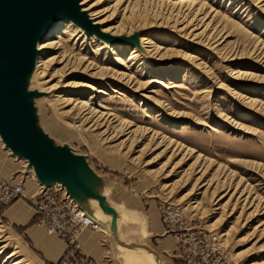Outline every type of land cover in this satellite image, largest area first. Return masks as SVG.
I'll return each mask as SVG.
<instances>
[{
  "label": "rangeland",
  "instance_id": "obj_1",
  "mask_svg": "<svg viewBox=\"0 0 264 264\" xmlns=\"http://www.w3.org/2000/svg\"><path fill=\"white\" fill-rule=\"evenodd\" d=\"M162 1L165 4L157 6L153 0H125L119 6L115 5L117 0H100L96 7L104 10L101 19L108 17L106 27L121 24L122 34L142 32L151 36V54L134 51V45L113 52L103 48L97 38L93 41L85 38L86 43L82 39L75 46L69 43L77 55L98 54L99 64L109 68L105 77L83 75L85 78L75 79L92 87H76L71 91L92 107L104 104L121 120L130 121L133 129L139 127L135 136L139 142L129 150L118 147L125 136L106 141L99 131L69 112L72 105L66 108L54 105L50 99L63 92L64 87H58L45 98L47 93L39 77L34 86L30 83L27 86L29 92L36 94L32 102L40 128L56 145L68 147L82 158L84 168L94 173L102 188H107L108 194L100 195L109 204L138 212L148 234L139 232V221L120 223L113 235L102 227L93 230L106 238L104 244L100 237L96 241L101 257L90 252L97 260L86 255L80 246L76 248L77 237L49 234L40 222L43 215L37 213L38 207L48 202L49 195L66 192L82 209L84 205L76 194L57 184L46 185L43 192L30 162L9 153L1 139L0 176L14 185L21 184L23 191L16 200L0 201V248L5 246L6 250L0 256V264H10L14 258H19L21 264H77L86 258L94 264H129V257L136 258L139 254L126 253L120 247L122 242L129 247L147 246L161 263L157 239L162 234L155 237L149 225L156 213L164 226V235L174 237L184 263L177 236L202 232L219 238L221 251L216 264H264V0H192L193 10L205 4V10L212 8L218 13L204 32L214 13L202 27L181 30L182 21L176 22L169 14L168 4L180 0ZM203 15L200 13L199 17ZM197 28L198 32L194 31ZM197 33L200 34L195 36ZM156 46L160 47L155 50ZM58 52L42 50L40 56L47 58ZM131 55L136 57L130 60ZM120 59L127 62L129 70L118 66L116 62ZM113 69L126 71L134 80L117 79L112 75ZM59 79L56 77L51 84ZM37 83L45 92L38 89ZM98 89L104 92L98 93ZM143 148L145 151L133 160ZM199 154L202 159L214 162L213 170L200 180L201 186L221 165L232 189L223 190L214 198L211 190L204 194L206 187L198 190L194 187L201 177L198 173L201 167L192 173L199 165L200 161H196ZM195 161L197 165L190 167ZM245 186L252 189V196L261 198L258 206L257 199L252 197L255 203L247 204L245 197L240 196ZM225 193L228 195L223 202L234 195L229 205L218 210L215 203ZM162 203L182 211L181 222L173 231H167L159 210ZM87 204L95 208L91 202ZM227 232L228 235L222 236ZM46 240L50 242L48 249L44 245ZM12 253L16 256L6 262L7 255Z\"/></svg>",
  "mask_w": 264,
  "mask_h": 264
},
{
  "label": "bare ground",
  "instance_id": "obj_2",
  "mask_svg": "<svg viewBox=\"0 0 264 264\" xmlns=\"http://www.w3.org/2000/svg\"><path fill=\"white\" fill-rule=\"evenodd\" d=\"M153 1H155L153 3L156 5L161 2L165 4V1L163 2L162 0H153ZM99 2L100 0L96 3H93V0H78L80 11L85 13L86 16L90 19V21L93 24L99 26V33L88 32L83 25L77 23L74 19L67 18V17H61L57 19L49 27V29L45 33H43V35L38 39L37 44H36L37 56L35 59V63H34L33 69L26 76L27 77L26 80L28 81V84L30 83L32 84V86H34V82L37 81L38 79L36 77H39L41 80V85L43 87L42 89L46 90V92L42 90L37 83L39 87L38 89L42 92L47 93V96L46 95L43 96L45 98L48 97L50 93H52V91H55V89H57L58 87L60 86L64 87L65 90L63 92L56 93L55 96L52 99H50L52 103L55 102L54 105L55 104L62 105L61 106L62 108H66L72 105L69 112L73 113L77 119L82 120L84 124H90V128H93L94 130L99 131L100 135H102L103 139L106 141H111V139L113 138L118 140L125 136V139L119 142L118 147L119 148L123 147V149L128 147V150H129L130 147H133V144L136 141H137L136 144L139 142L137 140L138 138L135 137L137 135L136 133L139 127H137L136 129H133L132 128L133 125L130 123V121L121 120V118L119 117L120 115L116 114L110 108H107L104 104H100L99 106L100 108L92 107V105H90L89 102L83 100L80 97H75L76 94H73V91H71V89H74L76 87H90V88L92 87V85L90 86V84L88 83L77 82L75 80L77 78H85V76L83 75H86V77L89 76L90 78H95V79H97V77H101V76L105 77L109 75V73L107 72L109 68L102 67L99 64L100 62H98L97 60L98 58L96 57L98 54H94V57H88L87 55L84 56L81 53L77 55L76 53L73 52L74 51L73 48H69L72 45V44L71 45L69 44L71 42H73V45L75 46L82 39L84 40L83 42L86 43L85 38L92 39V41L96 40L97 38L98 39L97 41L100 43V45L103 48L113 50V52L117 51L119 48L123 46L126 47L130 45H134L133 46L135 47L134 51L136 52L142 51V52H145V54H151L152 52L150 50V48L152 47L151 45L152 42L150 40L151 36L143 35L141 34L142 32H135L134 34H129V33L122 34L120 32L121 24L117 26L106 27L105 23L108 17L101 19L102 17L101 13H103L104 10H101V11L97 10L96 7L98 6L97 3ZM123 2H125V0H117L115 5L119 4L120 6V4ZM194 2L195 1H192V0H180L179 2L168 1V4L171 7L169 10V14L175 17L174 20H176V22L182 21V23L180 24V26L182 27H180V29L181 30L184 29L187 31L191 27H196V26L202 27V24H205L206 21L209 19V17L212 16V13H214V15L212 16V19L208 23H206V27L202 31L204 32L206 31L208 26L211 25L216 14L218 13L215 10L213 11L212 8L209 11L208 9L205 10V8H203L205 4H201L199 8H197L196 10H193ZM172 6L174 7L172 8ZM198 13L199 14L203 13L204 14L203 17L200 18ZM199 29L198 28L196 30L194 29V31L198 32ZM120 33L122 35H120ZM200 33L195 34V36H198ZM131 35H133L132 39L126 40V38ZM158 47L160 46H156L155 50L158 49ZM42 50H57L59 52L57 54L50 55L47 58H42L40 56ZM135 57H136L135 55H131L129 59L131 60V59H134ZM100 61L102 60L100 59ZM116 63H118L119 67H125L126 70H129V66L125 65L127 63L125 60L120 59ZM58 66H62V67L58 68ZM110 72H111V69H110ZM77 73H80V74H77ZM112 73H113L112 75L114 77H117V79L118 77L120 79L122 78L125 80L127 78L129 82H132L134 80L133 76H131L126 71L113 69ZM56 77L58 78L60 77V79L56 83L51 84V82ZM68 77H71V78L68 79L67 82H65V79H67ZM97 92L102 93L104 91L102 89H98ZM154 135L156 136L157 133L155 132ZM1 139L2 138L0 136V140ZM112 141H115V140H112ZM1 142L3 145H5L3 140ZM7 151L11 153V150L9 148H7ZM144 151H145V148L141 149L139 151L140 154L136 156L135 158H133V160L137 159ZM201 157L202 156L200 154L197 156L196 161H200V162H199V165L197 167L195 166V169L192 171V173L194 172L196 173L197 169L201 167V169L198 172V173H201V177L196 180V182L194 183V187H196L197 190L201 189L202 187H206L204 194H207L208 191L211 190L212 197L214 198L218 197L221 191L226 190V189L228 190L231 188L230 186L231 184L229 185L228 183V180H229L228 176L222 174V169L220 168L221 165H219L218 168L215 170V173L213 172L211 176L206 180V182L201 186L202 182L200 180L203 177L207 176L210 170H213L214 168V166L212 165L214 163L213 160L211 159L207 160V158L202 159ZM170 159L171 158H169V160ZM196 161L190 167H194V165H197ZM167 162L168 161H166L165 163ZM179 165L180 164L178 163V166ZM31 170L36 174L35 168L33 165L31 166ZM76 172H77V175L79 176L78 180L76 179L73 181L68 176H66L65 179L61 178V176H58L53 181V184H57L63 188H66L69 192L76 194L80 199L81 205H84L83 207L85 208L84 210L88 213L89 217L97 225H99V227L105 228L106 230L109 231L111 235H113V234H117V228H120V223L125 222V221H133V222L139 221L140 223L139 232L143 231L145 236L148 234L147 225L143 220H141L138 212H136L135 210H131L130 208L123 206V205H118V204L116 206L111 205L106 199L103 198L104 199L103 200L101 198L102 196L98 197L100 193L107 195L108 190L107 188H102L103 186H101V184L98 183L97 178L92 171H89L87 168H84V167H79V169H77ZM46 184L47 183L43 182L42 185L45 187ZM239 185L240 184L238 182L236 185V190H239L238 189ZM170 186L172 187V185H168L167 187H170ZM89 188H91V190H88ZM240 193H241L240 196L245 197L244 201H246L245 203L247 204L248 203L252 204L254 202L252 201V197L258 200V203L254 202L255 204H257V206L261 202V198H258V196H255V197L252 196L253 192L249 186H245ZM227 195L228 193L223 194L219 198L217 203H215L218 206L217 208L218 210L224 209L226 205L230 204V201L234 193L232 196H230L231 198L228 201L223 202L224 198ZM87 202L89 203L91 202L95 208L90 207L87 204ZM105 207H108V208L104 209ZM0 228L2 227L0 226ZM0 232H1V229H0ZM123 234L126 235V231ZM228 234H229L228 232L225 234L223 233L222 236H226ZM119 242L121 241L119 240ZM1 243L2 241H1V236H0V244ZM123 243L124 242L120 244V247H122L126 253L130 251H135L136 253L139 254V256H137L136 258L129 257L128 259L129 264H161L160 260L155 255L154 251L147 248V246L146 247L144 246L129 247L130 245L127 246L126 243L124 244ZM5 251H6L5 246H2L0 248V256L4 254ZM15 256H16V253L8 254L6 262H8L9 260H12ZM10 264H21V261H19V258L18 259L14 258Z\"/></svg>",
  "mask_w": 264,
  "mask_h": 264
},
{
  "label": "water",
  "instance_id": "obj_3",
  "mask_svg": "<svg viewBox=\"0 0 264 264\" xmlns=\"http://www.w3.org/2000/svg\"><path fill=\"white\" fill-rule=\"evenodd\" d=\"M61 17L99 33V26L80 11L78 0H0V136L14 156L28 159L47 186L58 176L78 180L77 169L86 166L40 128L32 102L36 94L27 90L37 41Z\"/></svg>",
  "mask_w": 264,
  "mask_h": 264
},
{
  "label": "built area",
  "instance_id": "obj_4",
  "mask_svg": "<svg viewBox=\"0 0 264 264\" xmlns=\"http://www.w3.org/2000/svg\"><path fill=\"white\" fill-rule=\"evenodd\" d=\"M44 190L45 188L42 186V191L44 192ZM22 191L21 184L14 185L0 176L1 202L8 203L20 198ZM159 210L168 227L167 231H173L174 226L181 222V209L162 203ZM37 213L43 215L40 222L46 227L48 233L60 237L70 235L74 239L84 229L98 230L100 228L66 192L49 195L48 202L45 205L41 204ZM177 238L179 247L182 248V256L185 258L184 264H216L220 259L221 247L219 238L215 234L182 233ZM77 264H94V262L86 258L78 260Z\"/></svg>",
  "mask_w": 264,
  "mask_h": 264
},
{
  "label": "crops",
  "instance_id": "obj_5",
  "mask_svg": "<svg viewBox=\"0 0 264 264\" xmlns=\"http://www.w3.org/2000/svg\"><path fill=\"white\" fill-rule=\"evenodd\" d=\"M156 213V212H155ZM153 219V218H152ZM153 223H150L149 225H151V227L153 228L154 232V236L157 237L159 235V233L161 232L162 235H159L161 237H159L157 239V248H158V252L160 253V258H161V263L162 264H183L184 262H182L180 259V253L177 250L178 249V245H176V241L174 239V237L171 236H167L164 235V226L159 218L158 213H156L155 218L152 220ZM100 236L95 234V231L90 230V229H84L83 231H81V233L78 235V239H77V244L78 246H80V248L82 249V251L86 254L91 256V258H93L94 260L96 259L94 255L92 254H99V257H101V252L98 251V245L96 243V241L99 239ZM101 238V237H100ZM106 238L104 237V239H100V241H102V244H104L103 240H105ZM50 244V242L48 240L44 241V245L45 248H47V246ZM64 252V250H62ZM90 252L92 254H90ZM103 256V254H102ZM105 257V255H104ZM97 260V259H96Z\"/></svg>",
  "mask_w": 264,
  "mask_h": 264
}]
</instances>
